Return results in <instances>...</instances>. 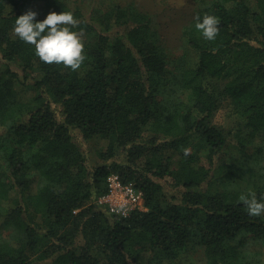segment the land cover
<instances>
[{
    "label": "trees",
    "instance_id": "16d2710c",
    "mask_svg": "<svg viewBox=\"0 0 264 264\" xmlns=\"http://www.w3.org/2000/svg\"><path fill=\"white\" fill-rule=\"evenodd\" d=\"M202 4L170 65L133 4L85 14L74 0H0V225L13 230L0 231V264H264L250 250L264 214L241 200H264V0ZM29 10L73 13L77 71L14 34ZM205 14L220 21L212 41L194 27ZM222 104L227 130L211 123ZM110 174L141 189L144 210L97 205Z\"/></svg>",
    "mask_w": 264,
    "mask_h": 264
},
{
    "label": "clouds",
    "instance_id": "9594fccd",
    "mask_svg": "<svg viewBox=\"0 0 264 264\" xmlns=\"http://www.w3.org/2000/svg\"><path fill=\"white\" fill-rule=\"evenodd\" d=\"M37 12L27 11L16 17L13 32L22 41L34 45L35 55L48 64H63L71 71H77L85 60L84 44L78 32L73 31L79 21L72 12L52 11L43 20H36ZM219 18L212 14L197 16L195 29L204 39L215 40L219 33ZM185 149V155L189 154ZM241 200L251 216L264 214V200H258L255 193L242 196Z\"/></svg>",
    "mask_w": 264,
    "mask_h": 264
},
{
    "label": "rangeland",
    "instance_id": "374dc122",
    "mask_svg": "<svg viewBox=\"0 0 264 264\" xmlns=\"http://www.w3.org/2000/svg\"><path fill=\"white\" fill-rule=\"evenodd\" d=\"M75 4L81 7L85 14L95 7H100L105 9L107 6L118 3L121 5L133 4L140 10L147 12L154 25L158 30L161 43L165 46L170 57V65H173V62L180 57L185 52V46L183 45L182 39V29L185 25L195 18L196 13L199 9L202 8L203 1L208 0H74ZM191 52V51H190ZM192 57L194 52H191ZM2 66H0V69ZM21 88L20 85L16 87ZM29 94L28 91H26ZM226 104H222L217 111L214 113V116L211 120V123L220 127L224 130H227L231 126V122L226 119ZM87 147H99L102 146V143L99 141H89L86 142ZM264 142H262L261 137H258L255 141V145L263 146V153L259 155L261 162V168L264 164ZM89 149L92 152V148ZM264 171V168L261 170ZM0 231L4 239H9L12 236V229H5L0 225ZM251 251H264V244L254 243L250 246ZM197 259H200V253L196 255Z\"/></svg>",
    "mask_w": 264,
    "mask_h": 264
},
{
    "label": "built area",
    "instance_id": "2783aa9c",
    "mask_svg": "<svg viewBox=\"0 0 264 264\" xmlns=\"http://www.w3.org/2000/svg\"><path fill=\"white\" fill-rule=\"evenodd\" d=\"M107 192L97 199V205L104 206L109 213L125 217L133 210H144L143 194L132 182L124 183L119 175L106 177Z\"/></svg>",
    "mask_w": 264,
    "mask_h": 264
}]
</instances>
